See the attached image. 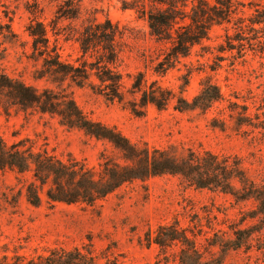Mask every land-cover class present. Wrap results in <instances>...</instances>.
I'll use <instances>...</instances> for the list:
<instances>
[{
  "label": "rangeland",
  "instance_id": "obj_1",
  "mask_svg": "<svg viewBox=\"0 0 264 264\" xmlns=\"http://www.w3.org/2000/svg\"><path fill=\"white\" fill-rule=\"evenodd\" d=\"M78 1L80 17L67 19L63 14L68 8L62 0H0V70L27 86L50 89L56 97H71L87 119L115 128L139 149L163 151L175 162L191 158L192 166L209 153L217 162L226 161L228 169L237 164L244 182L249 180L264 190V122L257 123L263 116L262 109L255 108L264 92V32L256 34L243 27L237 34L235 27L237 17L248 23L255 5L264 4V0H229V22L210 25L208 39L192 46L187 56L166 69L161 60L167 44L156 43L149 35L146 22L129 8L134 0ZM189 8L190 4L185 10ZM91 18L96 22L109 20L121 32L115 46L125 88L132 80L127 74L142 72L147 82L157 81L174 95L165 109L140 106L128 93L117 100L99 89L78 87L68 78L60 80L43 68L41 57L32 54L25 29L30 21L38 20L47 26L49 42L56 43L62 59L75 62L81 57L75 39ZM237 38H242L240 52ZM228 40L233 49H228ZM203 80L217 85L224 100L215 102L205 113L175 110L176 98L190 101L199 93ZM253 95L255 106L250 99ZM242 100L259 127H237L228 117L233 108L229 104ZM255 112H259V119L254 118ZM0 137L8 144L22 140L24 148L46 150L63 161H79L95 173L103 163L125 164L120 152L106 140L62 126L56 115L33 110L10 108L4 112L0 107ZM231 173L229 179L221 178L227 188H248L250 183L242 187ZM29 183H34L40 196L37 206L25 198ZM48 187L34 181L29 171L0 170V255L30 258L47 254L54 247L84 245L123 264H154L156 260L177 264L182 245L160 248L150 241L159 226L176 223L194 240L204 260L264 264V213L260 212L264 205L252 199L238 201L220 190L196 188L167 173L123 183L92 206L48 202L44 193ZM235 244L238 247H230ZM104 260L100 258L98 264Z\"/></svg>",
  "mask_w": 264,
  "mask_h": 264
},
{
  "label": "trees",
  "instance_id": "obj_2",
  "mask_svg": "<svg viewBox=\"0 0 264 264\" xmlns=\"http://www.w3.org/2000/svg\"><path fill=\"white\" fill-rule=\"evenodd\" d=\"M62 1L68 8L63 14L64 18L80 17L78 0ZM210 1H213L212 5ZM188 4L190 8L185 10ZM218 5L220 11L217 9ZM129 8L135 11L138 18L146 22L149 35L156 43L167 44L166 52L161 60V64H166L165 69L170 67L171 62L187 56L192 46L208 39L210 25L221 24L223 20L229 22L231 13L229 0H148L147 4L144 0H134ZM247 20L248 23H245L243 18H236L237 34L242 33L243 27H248L256 34L261 30L264 32V4H256ZM261 24L263 27H254ZM25 30L31 39L30 45L34 57H41L43 68L60 80L68 78L78 87L86 85L93 90L99 89L107 97L117 100H121V97L128 93L137 99L140 106L151 104L158 110L165 109L169 101L174 98L171 91L160 86L157 81L147 82L142 72L127 74L126 77L131 76L132 80L125 88L124 76L117 66L119 58L115 46L116 35L121 32L118 26L109 20L103 22H96L92 18L87 20L75 39L81 53V57L75 62L62 59L56 43L50 44L47 26L42 21H30ZM54 35L58 34L54 32ZM256 37L258 36L254 38ZM237 40H239L238 52H240L243 49L242 38ZM226 43L228 49L234 48L230 40ZM155 73L160 72L155 70ZM250 99L253 106L258 101L255 106L257 111L262 109L263 118L257 123L264 122V92L259 96V100L256 101L254 95ZM222 100L224 95L220 88L209 80H203L199 93L190 101L176 98L174 109L180 112L199 110L205 113L215 102ZM242 101V103L229 104L230 107L233 105V108L229 110L228 117L237 127L243 125L251 128L259 127L252 122L253 117L248 112V105L245 100ZM0 107L4 112L15 108L20 111L33 110L41 114L56 115L60 125L76 128L86 136L95 139L106 140L120 152L124 165L103 163L101 170L95 173L79 161L73 159L63 161L46 150L33 151L32 146L24 148L22 140L8 144L0 137V170L9 169L19 174L31 172L34 181L39 182L40 185H49L44 190L48 202L80 203L92 206L123 183L167 173L182 177L185 182L196 188L207 187L210 190H220L222 193L232 195L235 200L252 199L264 205V190L249 180H245V183L244 173L238 169L237 164L229 169L242 183V187L248 182L250 188L248 186V188L231 191L221 179H229L233 176L226 161L217 162L216 158L205 153V156L192 166L191 158L175 162L163 151L150 152L146 148L139 149L115 128L87 119L71 97L60 98L56 97L50 89L38 90L27 86L1 70ZM253 116L260 118L259 112H255ZM24 195L29 204L39 205L40 196L34 183L26 186ZM260 212L264 213V210ZM150 241L160 248H166L175 243L182 245L177 255V264H219V260H204L194 240L190 239L185 230L178 227L176 223L159 226L157 234ZM230 247L236 248L238 245ZM100 258L105 259L103 264H123L116 259L99 256L95 254L91 246L84 245L81 248L73 247L72 249L54 247L48 250L47 254L30 258L17 254L12 256L2 254L0 264H98ZM154 264H161L160 260H156Z\"/></svg>",
  "mask_w": 264,
  "mask_h": 264
}]
</instances>
